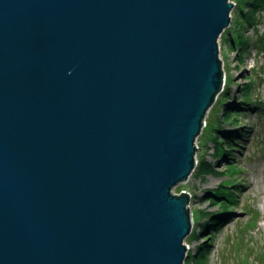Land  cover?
Listing matches in <instances>:
<instances>
[{
    "label": "water",
    "instance_id": "water-1",
    "mask_svg": "<svg viewBox=\"0 0 264 264\" xmlns=\"http://www.w3.org/2000/svg\"><path fill=\"white\" fill-rule=\"evenodd\" d=\"M234 7L0 0V264H185Z\"/></svg>",
    "mask_w": 264,
    "mask_h": 264
},
{
    "label": "rangeland",
    "instance_id": "rangeland-1",
    "mask_svg": "<svg viewBox=\"0 0 264 264\" xmlns=\"http://www.w3.org/2000/svg\"><path fill=\"white\" fill-rule=\"evenodd\" d=\"M231 1L238 4L232 11L233 24L220 37L227 76L221 93L228 89L231 93L221 98L223 103L230 99L238 104L231 116L243 126L238 131L242 146L235 144L231 157L219 160L211 128L205 125L197 139L194 171L172 189L190 194L192 230L185 242L192 258L187 256L185 264H264V23L252 55L247 52L255 40L248 21L257 23L264 8L255 9L253 4L264 0ZM244 98L251 104L239 105ZM220 102L213 104L207 121L217 124L215 119L224 116ZM236 126L224 123L227 130ZM212 217H218L216 226L207 225Z\"/></svg>",
    "mask_w": 264,
    "mask_h": 264
},
{
    "label": "trees",
    "instance_id": "trees-1",
    "mask_svg": "<svg viewBox=\"0 0 264 264\" xmlns=\"http://www.w3.org/2000/svg\"><path fill=\"white\" fill-rule=\"evenodd\" d=\"M253 5L255 6V9H256V7H258V6H264V3L259 4V5H255V4H253ZM261 39L264 40V38H261ZM230 93L231 92L228 89L224 93H220L218 98H217L218 101L221 100L220 103H221V105L223 106V108L225 110L224 116H219V118L215 119V120H217V124H214V119H210V121L209 120L207 121L208 118H206V121H207V125L206 126L210 127L211 131H212L211 132L212 137L210 139L214 141V146H216L215 150H217L216 152H217V156H218L219 160L223 159L224 157H231L230 156V155H232L231 152L236 150L235 144L242 146V144H239V143H242V142H240V139L238 138V136H239L238 135V131H240L243 128V126L239 125V123L237 121V120H239L238 118H236L234 116H231L232 115L231 113L239 108L238 104H235L234 102H230V99L227 102H225V103H223V101H222V98L224 96L227 95V96L230 97ZM221 96H222V98H221ZM240 103L241 104H239V105H241V106H242V104L243 105L244 104H248V105L251 104V102H249V101L247 102L245 98ZM212 108L213 107H211V109ZM228 122L237 124L238 126H236L235 128L227 130V129L224 128V123H228ZM215 135L217 136V138L215 137ZM222 193H227L228 194V191H224ZM218 217L210 218L208 220V224L207 225L208 226L209 225L210 226H216ZM189 257H190V255H188L187 259H191L192 258V256H191V258H189Z\"/></svg>",
    "mask_w": 264,
    "mask_h": 264
},
{
    "label": "built area",
    "instance_id": "built-area-1",
    "mask_svg": "<svg viewBox=\"0 0 264 264\" xmlns=\"http://www.w3.org/2000/svg\"><path fill=\"white\" fill-rule=\"evenodd\" d=\"M237 5H238V4L235 3V6H237ZM231 16H232V20H233L232 12H231ZM259 18H260V20H259L257 23H255V22L257 21V19H255L256 21H254V22H249V21H248V25H249V27H250V28H249V29H250V36L255 38V40L252 41V42L250 43L249 49L247 50L248 55H249V54L252 55L251 53H252V51L255 49L254 47H256V46H253V45L255 44V42H257V40L259 39L260 35L263 33V32H261V25L264 23V8H262V9L260 10V12H259ZM221 36H222V35H221ZM219 47H220V50H222V46H221L220 38H219ZM236 49H237V51H238V55L240 56L242 49L239 48L238 45L236 46ZM237 51H236V52H237ZM220 52H221V51H220ZM220 56H221V58H222L223 55L220 54ZM223 69H224V66H223ZM226 79H227V76H226V71H225V78H224L223 89H224V85H225V83H226ZM223 89H222V91H223ZM222 91H221V92H222ZM205 120H206V119H205ZM205 125H207V121H206V124H205ZM205 125H203V128H204ZM201 132H202V131H201ZM197 139H198V138H197ZM196 145H197V148H198L199 146H198V141H197V140H196Z\"/></svg>",
    "mask_w": 264,
    "mask_h": 264
},
{
    "label": "bare ground",
    "instance_id": "bare-ground-1",
    "mask_svg": "<svg viewBox=\"0 0 264 264\" xmlns=\"http://www.w3.org/2000/svg\"><path fill=\"white\" fill-rule=\"evenodd\" d=\"M231 27H232V25H231L229 28H227V29H230ZM227 29H226V30H227ZM226 30H225V31H226ZM225 31H224V32H225ZM224 32H223V34H224ZM223 34H222V35H223ZM230 36H231V35H230ZM233 38H234V36H233ZM220 58H221V56H220ZM221 59H222V58H221ZM191 174H192V173H191ZM188 249H189V247H188Z\"/></svg>",
    "mask_w": 264,
    "mask_h": 264
}]
</instances>
